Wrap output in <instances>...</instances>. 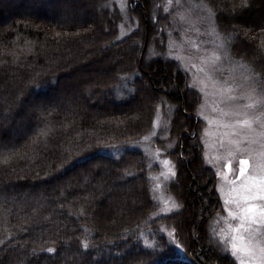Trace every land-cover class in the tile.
<instances>
[{
	"label": "trees",
	"instance_id": "trees-1",
	"mask_svg": "<svg viewBox=\"0 0 264 264\" xmlns=\"http://www.w3.org/2000/svg\"><path fill=\"white\" fill-rule=\"evenodd\" d=\"M34 1L0 0V81L10 78V87L19 79L11 107L0 91V264H237L210 232L221 210L202 155L200 123L191 114L200 94L165 53L168 16L159 0H128L124 10L116 0H83V11L76 0L26 5ZM202 2L215 13L230 58L257 76L264 90V0ZM60 6L66 10L58 14ZM120 27L129 32L120 37ZM149 47L158 50L154 57ZM91 50L103 68L99 73L89 77L85 66L64 63L78 53L84 61ZM64 76L70 83L61 84ZM91 77L90 91L104 94L93 113L77 87L81 81L89 86ZM26 97L33 102L23 103ZM54 97H64L61 109L49 103ZM165 106L172 113V146L165 154L175 175L163 188L180 207L162 214L153 190L156 162L130 144L146 138ZM34 117L35 129L27 130ZM42 130L46 137L38 136ZM119 180L136 184L124 190ZM108 189L125 198L111 218L98 205ZM130 190L137 199L126 198ZM170 232L176 243H169ZM49 247L55 251L48 253Z\"/></svg>",
	"mask_w": 264,
	"mask_h": 264
},
{
	"label": "rangeland",
	"instance_id": "rangeland-1",
	"mask_svg": "<svg viewBox=\"0 0 264 264\" xmlns=\"http://www.w3.org/2000/svg\"><path fill=\"white\" fill-rule=\"evenodd\" d=\"M76 1L79 4L78 9L80 11H83V9L87 7L84 5V3H82L83 0ZM116 2L120 8L124 10L127 6L128 0H123V2H121V0H116ZM130 2L135 4L136 0H130ZM39 4L40 3H37L35 0L34 2H29L26 5L38 6ZM166 4L167 0L158 1L160 9L162 12L164 11V13H167L168 16V21L165 26V31L167 32L165 39V53L171 58L173 57L187 72L190 84H195L196 86L194 88L200 94V101L196 104L195 111L191 112V114L193 113L192 115H194V117L200 123L198 132L202 155L206 164L211 167L215 180L214 190L218 196L221 210V213L212 219L210 224V232L216 242L227 249L231 255L230 249L223 243L219 235L221 229L227 228V223L225 222L224 218L227 217L228 213L224 210V201L230 198L237 199L245 194L242 187V182H236L237 177L240 175V159L248 160L249 168L255 167L258 169L260 166H264V157L260 155L261 152H264V138L258 135L264 131V129L261 128L260 122L253 124L255 133L249 132L248 129H237L241 135L248 134L249 140L251 141L249 142V140H242L240 143V148L243 149V151H237L236 146L234 144H230L229 141L241 140V136L236 135L230 129L224 128L223 125L235 119H242L244 117H222L220 110H223L224 112L241 111L246 112L249 116L264 117V102L256 103L255 107L251 109H245L243 107L244 105L252 104L257 100L264 98V90L262 85L258 82L257 76L252 74L246 66L240 63V61H235L230 58L226 46L216 31L213 18L212 16H209L207 8L204 7L205 4L202 2V0H172L171 5H168V11L165 12L164 7ZM45 8L48 12L53 9L51 5L45 6ZM20 9H26V7H20ZM65 10V6H60L58 11L56 10L55 12L61 14ZM77 19H80V17L77 16ZM135 25L136 21L133 19L131 26L132 29L135 27ZM127 32H129L128 28L123 27L121 29L120 27L119 36L121 37L122 34ZM89 42L90 41H88L87 45L85 46L82 45L83 52H85L87 47H90ZM149 51V55L152 57H154L155 53L158 52L155 47H149ZM213 53L219 55L221 59L216 61L215 64H204L202 58H209ZM77 55L79 58H77ZM92 55L93 50L90 51L89 55H85L83 61L82 56H80V53H78L72 59L66 58L64 63L66 62L65 64L71 66H85V69L90 77L93 73H99L103 70L100 62H95L92 60ZM114 60L115 57L112 56L110 59L111 64L114 63ZM86 61L88 64H86ZM192 64H196L198 67H203L205 72L210 73L214 79L232 84L233 88L235 89L234 95L236 99L229 102H223V98L217 93V90L213 88L210 83L206 89L207 94L201 92V85L197 83V80L204 79V73H200L199 76H197L196 69L191 67ZM71 80V78L69 79L68 77L64 76L61 80V84L63 85L64 83L68 82L70 83ZM75 80L78 81L77 77ZM9 81L10 78H1L0 91L5 92L8 95L9 98L7 99H9L10 102H8L10 103L9 105L11 107L12 101L17 100L18 98L17 92L15 91H19V88L14 91V84L19 83V79L16 78L14 82L11 83L12 86H5V84H10L8 83ZM83 83L81 81L78 83L77 87L81 88L82 90V96L86 99L88 111H92V113L96 112L99 109L98 104L96 105V103H98L96 99H101L104 94L97 93V97L99 95V98H97L95 97L94 91H90V87L94 88L92 77L89 80V86H83ZM237 85L239 87H237ZM253 87L256 88V92L252 94L251 98H249L248 93ZM63 99L64 97H58L56 99L54 97V99L50 100L49 103L52 106L60 107L61 109ZM140 101L141 99H138L134 102V112L138 111L139 107L136 106V104H138ZM32 102L33 99L31 97H26L23 101V103L28 105ZM76 103V109H78L79 112H82L83 110L80 107L81 105L79 101ZM202 104L204 105L203 108L200 107ZM11 110L12 108H9L6 110V112L10 113ZM185 114H187V112H185ZM171 115L172 113L171 110L168 109V106L160 107L155 116L153 128L150 130V133L146 135V138L141 139L137 143L130 144L131 147L144 149L146 153L151 156L153 161L156 162L154 163L157 165V170L153 173V190L157 199L158 209L162 214L170 213L171 211L177 209L172 207L173 203L177 204L176 200L168 195V193L163 188V186L174 177V175L169 172V167H171L174 172L173 163L165 154V152L172 146V144L168 142V126ZM35 117L27 126V130L35 129L37 124V119ZM205 117L213 119V123L209 124L208 119H205ZM225 132H229V135L224 136ZM11 136L12 138H15H13L15 143L16 141H20V137H15V132H11ZM158 147H160V149ZM229 153L235 154L230 156ZM165 161H170L171 165L166 164ZM217 173H220V175H217ZM252 174L255 175L257 173L253 172ZM97 179L99 181L102 180V176H97ZM135 182L136 181H131L123 185L119 180L116 184L118 188H123L126 190L127 186L132 188V186L136 184ZM120 183L122 184L121 186ZM76 185L79 184L74 183V186ZM34 187V189H42V186L38 184H36ZM34 189L32 193L35 194L38 191ZM135 192L131 190L128 191V193H125L127 194L126 198H128V196L135 195V198L137 199L138 195ZM124 199L125 198L122 194H120L119 190L112 192L108 189L104 195V203L100 204L98 200V205H100V208L104 210V213L111 218L116 215V207L118 204L122 205ZM24 204H26V202H24ZM43 204H45V200L43 201ZM57 216H62L60 210L57 212ZM228 222L231 221L229 220ZM234 260L236 261L235 258Z\"/></svg>",
	"mask_w": 264,
	"mask_h": 264
},
{
	"label": "snow or ice",
	"instance_id": "snow-or-ice-1",
	"mask_svg": "<svg viewBox=\"0 0 264 264\" xmlns=\"http://www.w3.org/2000/svg\"><path fill=\"white\" fill-rule=\"evenodd\" d=\"M123 2V0H121ZM172 0H167V4L164 7L165 12L168 11V5H171ZM207 8L209 16H215V13L210 7L204 5ZM204 64H215L216 61L220 60V56L213 53L209 58H202ZM192 68L196 69V75L199 76L200 73H204V79H198L197 83L201 85V92L206 93V89L209 86V83L213 88L217 90V93L223 98V102H229L236 99L232 84H229L225 81L216 80L213 76L205 72L203 67H198L196 64L191 65ZM196 85H190V87H195ZM237 87H239L237 85ZM256 92V88L253 87L248 93V97L251 98L252 94ZM264 102V98L257 100L252 104L244 105L245 109H251L255 107L256 103ZM203 104L200 106L203 108ZM215 111V109H214ZM221 111V116H236L244 118L235 119L229 123L223 125L224 128L230 129L236 135L241 136V140H230V144L236 146L237 151H243L240 148V143L242 140H249L248 134H243L237 129H248L249 132L255 133L253 124L260 122V126L264 129V117H254L249 116L246 112L241 111ZM208 119L209 124L213 123V119ZM48 135L47 131L42 130L38 133L40 137H46ZM229 132H225L224 136H228ZM262 138H264V131L259 133ZM249 142H251L249 140ZM38 143V141H33V144ZM106 147H116L115 145H107ZM235 153H229L230 156ZM260 155L264 157V152H261ZM3 162H7L5 159ZM70 162V161H69ZM166 164L171 165L170 161H165ZM249 161L246 159H240L239 161V177H237L236 182H242V187L244 190V195L237 199H228L224 201V210L228 213L225 217V222L227 223L226 229L220 230V239L223 243L228 246L231 251V255L236 259L238 264H264V166L257 168H249ZM169 172L173 175L172 168L169 167ZM256 172L257 174H252ZM220 175V173H217ZM219 190V188H218ZM172 207L179 208L178 204L173 203ZM231 222H228V221ZM169 237L172 239L169 240V243H176L173 237V234L168 233ZM4 241L0 240V244H3ZM83 247L87 248L89 245L82 242ZM179 248V245L177 244ZM35 251V250H34ZM48 253H53L54 248L49 247L46 249ZM159 254V253H155Z\"/></svg>",
	"mask_w": 264,
	"mask_h": 264
}]
</instances>
